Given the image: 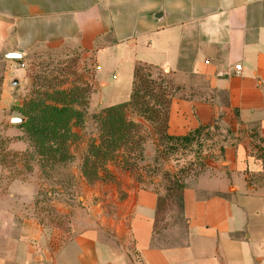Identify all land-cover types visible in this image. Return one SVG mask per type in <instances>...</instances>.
Returning a JSON list of instances; mask_svg holds the SVG:
<instances>
[{"label": "crops", "instance_id": "crops-1", "mask_svg": "<svg viewBox=\"0 0 264 264\" xmlns=\"http://www.w3.org/2000/svg\"><path fill=\"white\" fill-rule=\"evenodd\" d=\"M66 47L99 67L102 108L131 100L138 65L206 82L210 97L172 99L168 134L227 137L187 181L185 242L168 248L160 190L130 173L54 202L50 219L38 184H5L0 164V264H264V0H0V57Z\"/></svg>", "mask_w": 264, "mask_h": 264}, {"label": "rangeland", "instance_id": "rangeland-1", "mask_svg": "<svg viewBox=\"0 0 264 264\" xmlns=\"http://www.w3.org/2000/svg\"><path fill=\"white\" fill-rule=\"evenodd\" d=\"M94 72L95 68L81 53L69 47L38 48L21 62L0 57V164L4 183L8 184L11 178L35 181L39 186L38 212L55 219L54 202L69 204L72 200L81 204L86 188L105 184L112 178L113 170L122 169L140 184L154 187L162 194L158 244L167 248L183 244L186 223L175 183L186 188L188 180L204 171V162L210 158L209 150L222 144L227 136L225 127L220 125L212 133V139L201 146L172 150L164 139L166 114L168 110L170 114L175 97H189L192 91H197L202 98L210 97L208 85L202 80L191 79L183 83L161 70L143 68L141 94L159 112L148 114L154 117L151 121L128 110L126 123L136 127L127 131L123 146L101 166L100 179L90 183L84 175V161L93 154L90 149L105 139L100 119L105 108L93 98L96 92ZM14 81H18L16 86L12 84ZM63 95H68V100H63ZM37 98L48 104H59L61 100L70 102L79 113L78 120L71 126L65 158L41 157L29 142L22 124L11 123L13 117L23 118L16 108Z\"/></svg>", "mask_w": 264, "mask_h": 264}, {"label": "trees", "instance_id": "trees-1", "mask_svg": "<svg viewBox=\"0 0 264 264\" xmlns=\"http://www.w3.org/2000/svg\"><path fill=\"white\" fill-rule=\"evenodd\" d=\"M21 61L22 60H18L15 62ZM143 68L151 67L146 65H138L136 67L131 100L123 104L105 108L100 117L104 127L105 139L100 145H94L92 149H90V152L93 154H90L91 156L85 159L83 165L84 175L90 183H94L100 179L99 171L102 168L101 166L113 157V153L117 148L123 146L125 139L128 137L127 131L129 132V129L135 126L132 123H126L128 110L131 109L137 112L139 116L151 121L154 117L148 114L159 112L156 110L155 105H150V103L146 101L144 95L141 94L140 81L142 83L144 77H141L140 73ZM65 98L67 99L68 95L64 96L63 100ZM169 106L170 102L168 104V107ZM16 109L26 120L21 126L24 127L29 137V142L34 146L38 155L50 159L65 158V156H67V143L72 135L71 126L79 117L78 111L70 105V102L68 103L61 100L59 104H48L46 101L37 98L30 100L29 103ZM169 115L168 110L166 114L167 123L164 139L172 150L201 146L207 139H212L213 132L212 128L209 126H201L183 137L170 136L168 134ZM92 158H94V160L91 161ZM11 180L16 179L11 178ZM175 189L179 192V207L183 210V193L185 186L176 182ZM161 203L162 198H160L159 201V211Z\"/></svg>", "mask_w": 264, "mask_h": 264}, {"label": "water", "instance_id": "water-1", "mask_svg": "<svg viewBox=\"0 0 264 264\" xmlns=\"http://www.w3.org/2000/svg\"><path fill=\"white\" fill-rule=\"evenodd\" d=\"M9 59H13V60H22V59H24V54H22V53H13V54H11V55H9V56H7ZM17 83H18V81H14L12 84L14 85V86H16L17 85ZM17 104V103H16ZM18 105V104H17ZM25 119L24 118H21V117H13L12 119H11V123H13V124H18V125H20V124H23V123H25Z\"/></svg>", "mask_w": 264, "mask_h": 264}, {"label": "built area", "instance_id": "built-area-1", "mask_svg": "<svg viewBox=\"0 0 264 264\" xmlns=\"http://www.w3.org/2000/svg\"><path fill=\"white\" fill-rule=\"evenodd\" d=\"M22 68L24 67V65L21 66ZM96 70H99V67H95ZM236 70L238 73H240L242 71V67L241 66H237Z\"/></svg>", "mask_w": 264, "mask_h": 264}]
</instances>
